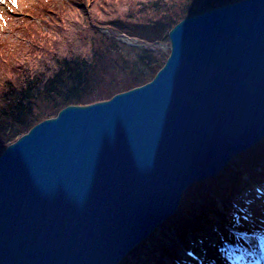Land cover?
<instances>
[{
    "label": "water",
    "instance_id": "95a60500",
    "mask_svg": "<svg viewBox=\"0 0 264 264\" xmlns=\"http://www.w3.org/2000/svg\"><path fill=\"white\" fill-rule=\"evenodd\" d=\"M148 83L0 154V264H120L184 192L264 140V0L187 17Z\"/></svg>",
    "mask_w": 264,
    "mask_h": 264
},
{
    "label": "trees",
    "instance_id": "16d2710c",
    "mask_svg": "<svg viewBox=\"0 0 264 264\" xmlns=\"http://www.w3.org/2000/svg\"><path fill=\"white\" fill-rule=\"evenodd\" d=\"M237 1L45 0L31 9L21 18V42L12 45L0 38V154L63 108L108 100L144 85L165 64L168 53L160 50H144L134 62L120 42L100 32L102 27L157 45L169 42V31L181 20ZM263 178L264 140L233 160L221 176L187 189L168 224L120 264L174 261L176 251L163 244L162 236L187 248L195 227L202 228L214 213L224 216L220 204L223 209L235 206L243 190L262 185Z\"/></svg>",
    "mask_w": 264,
    "mask_h": 264
},
{
    "label": "rangeland",
    "instance_id": "374dc122",
    "mask_svg": "<svg viewBox=\"0 0 264 264\" xmlns=\"http://www.w3.org/2000/svg\"><path fill=\"white\" fill-rule=\"evenodd\" d=\"M44 1L45 0H0L1 40L12 45L21 42L23 37L21 36L22 30L20 26L22 27V25H24L21 18L31 13V9L41 7ZM85 6H87L86 3ZM36 21L41 23V20ZM42 29L46 30L47 28L42 27ZM100 32L108 38L113 37L115 39L121 38L125 40L128 37V39H134L132 41L137 45L135 48L132 49L123 41L120 42V46L126 53L131 55L130 58L136 63L138 57L143 54V51L153 50L152 47L155 49L154 51L160 50L161 52L168 53V56L170 53V46L168 47L166 45L168 43L152 45L140 38L130 37L127 34L118 33L106 27H102ZM192 186L193 185L189 188ZM211 197L213 199L212 201L215 199L218 201L219 199V197ZM220 205V211L225 214V217L216 216L215 219L213 218L210 220L208 224L204 223L202 228L195 227L193 230V233H196L195 238H193L191 234L187 236L190 240V252L184 251L181 243H178L176 238H168L165 235L162 236L161 241L163 244L168 249L172 248L176 251L175 264L176 261L180 264H193L190 260L193 255H202L199 264H209L208 262L213 261L210 250L215 251V249H228L229 251H233L236 255L237 264H264V185L254 184L251 188H245L241 194V199L237 200L235 206H231L229 209L224 210ZM236 213H243L244 218L236 222L234 219ZM166 222L164 224H168ZM164 230H167L169 233L170 227H165ZM244 233L253 236L252 241H254V243H251L252 247H249V244L248 247L246 246L244 241L245 236H243ZM201 260L204 261L201 262ZM165 261H167L168 264H174L167 257Z\"/></svg>",
    "mask_w": 264,
    "mask_h": 264
},
{
    "label": "bare ground",
    "instance_id": "6f19581e",
    "mask_svg": "<svg viewBox=\"0 0 264 264\" xmlns=\"http://www.w3.org/2000/svg\"><path fill=\"white\" fill-rule=\"evenodd\" d=\"M110 38H113V37H110ZM118 42H124V43H127V45H129L132 49L133 48H135L137 45H135V43H133V41H132V39H125V40H122L121 38H117L116 39ZM168 44H166L168 47L170 46V43L169 42H167ZM162 44H164V43H162ZM254 148V147H253ZM253 148H251V149H253ZM250 149V150H251ZM241 155H243V154H241ZM241 155H239V156H241ZM231 164V163H230ZM229 164V165H230ZM224 171H225V169L221 172V173H219L217 176H215V177H212V178H209V179H207V180H205V181H208V180H210V179H214V178H217V177H219V176H221L223 173H224ZM244 176L245 177H247V174H244ZM205 181H200V182H198V183H203V182H205ZM187 191V190H186ZM185 193V192H184ZM154 233H152L149 237H151L152 235H153ZM243 236H245L244 237V240L245 241H247V242H250V243H254V241H252L253 240V236L251 235V234H247V233H244V235ZM148 237V238H149ZM147 238V239H148ZM146 239V240H147ZM145 240V241H146ZM145 241H143V242H145ZM142 242V243H143ZM141 243V244H142ZM140 244V245H141ZM139 245V246H140ZM138 246V247H139ZM215 251H216V255H220L222 258H225V257H229L232 261H233V263L235 264V260H236V255H235V253L233 252V251H229L228 249H221V250H219V249H215ZM200 259H201V256L200 255H194V256H192L191 258H190V260H191V262L192 263H199L200 262ZM209 264H212V263H209Z\"/></svg>",
    "mask_w": 264,
    "mask_h": 264
}]
</instances>
